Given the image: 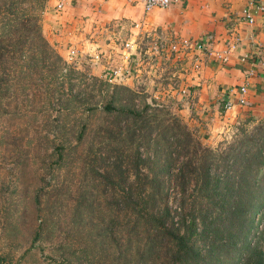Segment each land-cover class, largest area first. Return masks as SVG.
Listing matches in <instances>:
<instances>
[{
	"label": "trees",
	"instance_id": "obj_1",
	"mask_svg": "<svg viewBox=\"0 0 264 264\" xmlns=\"http://www.w3.org/2000/svg\"><path fill=\"white\" fill-rule=\"evenodd\" d=\"M46 2L0 0V121L15 116L17 98L46 99L50 128L35 137L48 142L42 160L51 170L81 159L86 169L87 196L79 191L71 208V229L84 230V241L66 253L56 246L59 258L50 264H264V121L240 126L225 146L203 145L168 106L64 64L41 32ZM87 78L141 103L115 106L110 95L101 104L80 103L77 83L84 90ZM93 111L123 118L115 129H99L96 148L88 131ZM53 112L82 114L72 139L64 121L51 122ZM171 183L180 196L176 219L167 202ZM45 226L38 223L32 241ZM18 260L0 254V264Z\"/></svg>",
	"mask_w": 264,
	"mask_h": 264
},
{
	"label": "crops",
	"instance_id": "obj_2",
	"mask_svg": "<svg viewBox=\"0 0 264 264\" xmlns=\"http://www.w3.org/2000/svg\"><path fill=\"white\" fill-rule=\"evenodd\" d=\"M41 24L44 37L64 48L87 43L88 31L93 40L121 34L132 47L133 39L145 40L146 51L150 38L201 41L224 59L210 56L197 69L192 50L155 57L162 66L155 70L152 96L209 139L264 121V0H171L149 11L141 0H47ZM114 45L108 43L112 53ZM94 69L103 72L100 65ZM227 100L232 107L221 109Z\"/></svg>",
	"mask_w": 264,
	"mask_h": 264
},
{
	"label": "rangeland",
	"instance_id": "obj_3",
	"mask_svg": "<svg viewBox=\"0 0 264 264\" xmlns=\"http://www.w3.org/2000/svg\"><path fill=\"white\" fill-rule=\"evenodd\" d=\"M89 34L91 35V31H88L86 39L84 38L87 43L83 42L82 47L80 43H75L78 46L68 44L64 48L63 45L60 46V44L44 38L53 45L64 64L67 65L65 60L69 48H74L76 63L68 65L82 71L84 75L105 78L110 83L128 87L138 92L137 95L142 98L147 95L156 102L168 106L167 110L177 115L170 104L152 96L154 92L150 85L155 82V70L158 66H162V61L155 60L151 49L146 51V46H143L145 40L133 39V48L129 49L124 46L127 39L123 40L121 34L116 35L117 39H109L106 34H100L94 40L88 37ZM110 41L115 43V53L114 49H112L113 53L109 50L108 43ZM95 54L98 55V59L92 60ZM129 64L130 66L127 67ZM98 65L103 71L100 75L94 69ZM128 78L133 82L131 86L127 84L129 81L126 79ZM76 79L72 80L74 84L77 82ZM79 82L77 87L81 91L78 96L80 103L101 104L108 95L113 98L115 106L133 103L139 106L142 100L121 88H112L111 86L97 88L96 84L90 85L88 78L85 80L86 88L82 90L83 84ZM64 86L66 87V85ZM149 98H146L147 102H149ZM43 102H46V99L17 98L12 104V109L16 107L15 116L6 119L3 115L0 121L2 125L0 126V254L11 262L19 259L21 264H50L52 263L51 259L59 258L55 252L56 246L61 253H66L67 246L81 243L86 235L84 230L78 234V229L75 226L73 230L71 229L73 226L71 222L73 199L78 198L79 191L87 196V192H84L83 189L88 188L87 184L89 183L85 174L86 169L82 167L81 159L76 158L70 163L65 161H62L60 165L54 163L51 170L47 168V163L42 160L41 156L48 142L46 143L42 139L40 142L35 140V137L44 134V132L47 134L50 128L47 124L50 114L47 109L42 108ZM77 113H71L65 119L61 113L53 112L51 122L54 117L64 121L63 128L68 129L67 138L72 139L75 134L76 122L82 117V114ZM177 116L186 125L184 119ZM118 120L122 121L123 118L115 116L113 113L90 112L88 131L92 137L93 148L99 146L98 142L103 139L99 129L106 127L115 129ZM249 126L244 127L248 128ZM189 128L203 145L210 146V148L225 146L236 136L239 129H232L223 138L221 133L209 139L206 138L208 134L202 135L192 126ZM14 142L17 143L16 147ZM47 150H50V147ZM95 192L96 190L91 189L89 191L91 195H88V198H96V195H92ZM190 192L191 189L187 191V194ZM103 195L107 196L108 192L105 191ZM103 198L100 199L101 202ZM179 199L180 196L171 183L167 202L174 219L179 215ZM42 221L46 223L45 229L40 233L38 239L32 241L33 232L39 222L42 224ZM27 249H29L28 253L21 257V254Z\"/></svg>",
	"mask_w": 264,
	"mask_h": 264
},
{
	"label": "built area",
	"instance_id": "obj_4",
	"mask_svg": "<svg viewBox=\"0 0 264 264\" xmlns=\"http://www.w3.org/2000/svg\"><path fill=\"white\" fill-rule=\"evenodd\" d=\"M171 0H141L142 6L145 11H149L153 8H166L169 6ZM247 20L252 23L253 18L250 14H246ZM124 46L126 48L132 49L133 47L131 46L130 43L125 42ZM147 47L148 49L152 50V54L154 57H168L170 54L176 53L180 50H192V54L195 55L193 58V67L194 68H199L201 65V62L204 60L214 57V58H219V59H224V56L219 53H214L211 48L208 47V45L203 44L201 41H189V40H167L165 38H156L152 39L150 38L149 41L147 42ZM67 58L65 62L67 64H73L76 63L75 59V49L74 48H69L67 52ZM98 55H94L92 60H97ZM241 90H244L242 88ZM245 100L240 99L239 103H244ZM232 102L231 100H227L223 103L220 104V108L222 109H228L232 107Z\"/></svg>",
	"mask_w": 264,
	"mask_h": 264
}]
</instances>
